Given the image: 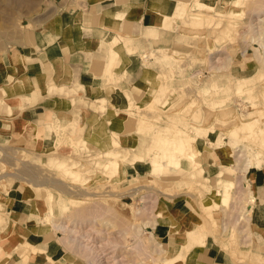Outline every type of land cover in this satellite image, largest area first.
Listing matches in <instances>:
<instances>
[{
	"label": "rangeland",
	"instance_id": "374dc122",
	"mask_svg": "<svg viewBox=\"0 0 264 264\" xmlns=\"http://www.w3.org/2000/svg\"><path fill=\"white\" fill-rule=\"evenodd\" d=\"M187 1L183 19L170 16L167 28L163 24L162 30L154 31L156 36L145 30L142 40L110 34L102 41L103 60L95 75L106 78L110 89L120 81L115 75L126 65L140 68L144 74L146 93L138 98L126 96V104H121L120 110L113 114L115 120L125 121L122 134L126 139H120L113 126L109 140H96L93 145L88 136H83V127L78 123L65 125L56 121L46 126L50 138L37 143V154L26 155L0 144V264L12 258H21L23 264H60L58 259L62 264H104L102 259L94 258L96 254L86 245L92 242L88 239L95 238L101 255L107 253L108 257L111 250H116L114 259L125 256L124 264H169L167 247L154 234L160 230L173 233L176 244L184 242L185 237L186 252L203 246L201 240L209 237L230 264H264V256L253 253L247 240L253 233L264 236V211L255 207L247 175L248 169L257 165V152L260 163L256 168L264 165V148L243 131L230 133L256 118L264 128V47L259 46V42H264V21H257L264 18V12L261 13L264 0H241L242 6L237 7L234 0H201L213 7L210 15L224 18L223 25L226 20L233 23L234 29L227 36L219 34L221 26L216 24L198 29L188 26V12L196 9L193 0ZM72 2L79 0H0V52L18 44L27 29L38 27ZM215 51L221 53L210 54ZM112 56H117L114 65H107ZM197 71L204 76L199 78L195 75ZM13 89L18 90L15 86ZM89 103L97 112L105 110L104 100ZM197 127L206 133L198 135L193 145L197 147L199 142L206 141L208 147H220L228 142L232 158L228 168L216 172L214 168L203 170V175H195L193 180L190 174L202 167L183 163L174 143L186 135H196ZM116 157L123 159L127 178L106 167ZM250 161L252 165L248 166ZM70 171L77 173L71 175ZM120 177L122 183H115ZM12 178L42 187L48 207L42 224L54 233V251L64 256L33 251L27 242L9 236L5 200L1 195L7 193L5 180ZM216 179L232 181L234 188L217 186ZM226 190L230 191V197L224 201ZM168 197L182 201L178 210L190 215L180 224L174 220L180 213L164 205ZM249 197L254 199L253 203ZM51 207L54 214L51 222L57 223L58 229L46 221ZM199 224L198 243L186 233L197 229ZM70 228L79 231L71 233ZM81 234L80 238L88 242L78 238ZM137 236L146 243L152 256L132 263L131 252L136 250ZM110 260L105 264L114 263Z\"/></svg>",
	"mask_w": 264,
	"mask_h": 264
},
{
	"label": "crops",
	"instance_id": "0c3cea01",
	"mask_svg": "<svg viewBox=\"0 0 264 264\" xmlns=\"http://www.w3.org/2000/svg\"><path fill=\"white\" fill-rule=\"evenodd\" d=\"M180 1L186 0H79L58 10L38 27L27 29L18 44L0 52V144L26 155L37 154V143L50 138L46 126L56 121L65 125L78 123L83 127V136H88L93 145L96 140H109L113 126L120 139H126L122 134L125 121L115 120L113 114L126 104V96L138 98L146 93L144 74L140 68L126 65L115 75L120 81L110 89L106 78L95 75L103 60L102 41L110 34L140 40L145 30L151 35L162 30L164 17L172 16ZM116 57L109 58L106 64H114ZM241 66L247 69L246 65ZM100 100L105 101V110L97 112L89 101ZM199 143L197 161L204 171L214 168L216 172L230 166L232 149L228 142L220 147H208L206 141ZM123 169L122 176L127 178V169ZM247 175L255 207L264 211V165L248 169ZM5 182L7 193L1 197L5 200L9 236L46 255L64 256L54 251V233L42 224L48 213L42 187H32L30 181L20 178ZM115 183H122L121 177ZM124 200L125 197L121 202ZM163 202L167 209L180 213L178 205L182 201L178 198L168 197ZM180 215L174 218L177 224L190 216L187 212ZM199 227L200 224L195 231L186 233L198 243ZM154 234L167 247L169 264H230L209 237L201 240L203 246L186 252L185 237L184 242L176 244L173 233L160 230ZM247 240L253 253L264 256V236L253 233ZM3 264L23 263L21 258H12Z\"/></svg>",
	"mask_w": 264,
	"mask_h": 264
},
{
	"label": "bare ground",
	"instance_id": "6f19581e",
	"mask_svg": "<svg viewBox=\"0 0 264 264\" xmlns=\"http://www.w3.org/2000/svg\"><path fill=\"white\" fill-rule=\"evenodd\" d=\"M194 2H193V7L196 9L195 11L193 10V11H191V12H188V13H190L189 15V20L187 21V24H188V26H190L191 28H201L203 25H205V24H207V25H213V24H216L217 26H221V32L219 31V34L221 33L222 34V36H227V35H229L231 32H232V30L234 29V25H233V23H231L229 20H226L227 21V23L226 24H224L223 25V21H225L224 20V18H221V19H216L215 18V16H213V15H210L209 14V12L210 11H213V7L211 6V5H208V3H206L205 1H201V0H193ZM240 1L241 0H234L233 2H234V7H237L239 4H240ZM188 3V1L186 0V1H180L179 3H177L176 4V6H175V8H174V11H173V16L174 17H176V18H180V19H183V17L186 15V6L188 5L187 4ZM187 4V5H186ZM244 4V3H243ZM213 5V4H212ZM241 5V4H240ZM242 6V5H241ZM222 7H224V6H222ZM226 7V6H225ZM261 7V6H260ZM258 8V7H257ZM262 12H264V10H262L261 11V13ZM235 13H238V12H235ZM165 19H164V26L166 27V26H168V22H169V20H171L170 19V17H167V16H165L164 17ZM172 18V17H171ZM220 18V17H219ZM262 18V17H261ZM256 19L257 21H264V18H262V19ZM173 19V18H172ZM218 20V21H216V20ZM171 24V23H170ZM186 25V24H185ZM215 25V26H216ZM187 26V25H186ZM216 26V28H219V27H217ZM249 27H247V28H249V31H250V29H252V24L250 23L249 25H248ZM211 27V26H210ZM167 28V27H166ZM170 28V27H169ZM212 28H214V26L212 27ZM215 30V29H214ZM215 32V31H214ZM217 32H218V29H217ZM155 34V32L153 31V34L152 35H154ZM261 45H259V46H261V47H264V42H259ZM259 43H257V44H259ZM256 45V44H255ZM255 50H258V49H255ZM215 53H221V51H215V52H210V54L211 55H214ZM117 58V57H116ZM262 58H264V56H262ZM17 59V58H16ZM116 61V60H115ZM115 63V62H114ZM114 65V64H113ZM110 67H112V65L110 66ZM243 79H246V78H243ZM19 86V85H18ZM221 103H222V101H221ZM259 119H253V120H251V121H247V122H244L240 127H238V128H235V129H233V130H231L230 131V133L231 134H233V135H235L238 131H243V133H246L247 134V138H250V139H255L256 141L255 142H257L260 146V148L262 149V148H264V128H261L260 127V125H259ZM195 131H197V134L195 135V134H193V136H191V135H186V137H183V138H179L178 139V141L176 140V139H174L175 137H173V139L174 140H176V143H174V144H176L175 146H176V148H177V150H175V151H178V153H180V158L182 159L183 158V160H182V162L184 163V162H187L186 164L189 166V167H192V166H197L199 163H198V161H197V158H198V156H199V151H198V149L196 148V146L195 145H193L194 144V142H195V140H196V138L197 137H199L200 135H201V133L202 132H204L205 131V133H206V130H203L202 128H199V127H197V130H195ZM195 133V132H194ZM205 133H203L202 135H204ZM167 134V133H166ZM195 135V136H194ZM199 135V136H198ZM171 138V137H170ZM169 140H172V139H169ZM203 152V151H202ZM187 155L186 157L187 158H185V156H183V155ZM259 154H260V152H257L256 153V161H255V164H259L260 163V161H259ZM165 154H161V156H164ZM128 156V155H127ZM126 156V157H127ZM242 156V155H241ZM240 158V157H239ZM120 159V160H119ZM119 159H117V157L115 158V160L114 161H110V163H109V165H107L106 167H109L110 169H111V171H112V173L114 172V173H117V171H120L121 172V174L124 176V174H125V172L123 171V166H122V162H123V159L122 158H119ZM125 159V158H124ZM181 162V161H180ZM182 164V163H181ZM185 164V165H186ZM248 164V166H250V165H252V162L250 161L249 163H247ZM254 164V163H253ZM61 165V167H64V164H60ZM257 165L255 166V167H257ZM245 166H247L246 164H245ZM260 166V165H259ZM159 167L160 166H158L157 167V169H159ZM180 167V166H179ZM155 168L156 167H153V170H155ZM246 168V167H245ZM71 175H73V174H76L77 172H73V171H70L69 172ZM203 169H200V170H198L197 171V173L196 172H193V173H191L190 174V177H191V179H193V178H195V175H198V176H202L203 175ZM113 175V174H112ZM111 175V176H112ZM204 179V181L206 182V181H208V179L207 178H203ZM194 180V179H193ZM215 184L217 185V186H219V185H224V186H227L229 189H231L232 190V188H234V183L232 182V181H225V180H222V179H216L215 180ZM228 189V190H229ZM228 190H226L225 192H224V194H223V196H222V198H223V200L224 201H227L228 200V198L230 197V191H228ZM42 192V191H41ZM41 192H40V194H41ZM217 194H218V192H217ZM52 199V197L51 196H49V201ZM249 202H251V203H253V198L252 197H249ZM51 202V201H50ZM216 207V206H215ZM212 209L211 207H208V208H206V209ZM49 211H50V214H49V219H48V217L46 218V221H52L51 219H54V214H53V209H52V207L51 208H49ZM97 211V210H96ZM96 211H93V212H91V214L94 216V213L96 212ZM142 210H140V212H141ZM209 211V210H208ZM100 212H102V211H100ZM88 213H90V212H88ZM98 213H99V211H98ZM97 213V214H98ZM91 214H89L90 216H91ZM78 216V215H77ZM86 217V216H85ZM84 217V218H85ZM49 222V223H50ZM51 223H53V224H51ZM50 224L52 225V227L54 228V229H58V227H60L57 223H54V222H51ZM50 225V226H51ZM79 225V224H78ZM66 226V225H65ZM64 226V227H65ZM75 228V227H74ZM74 228L73 229H71V233H76V231H79L78 229H75L74 230ZM92 228V227H91ZM69 229V230H70ZM65 230H66V228H65ZM74 230V231H73ZM99 232V231H98ZM130 232V231H129ZM81 233H83V232H81ZM77 234V233H76ZM66 235V234H65ZM82 235L83 234H81V236L80 235H77L78 236V238H80V237H82ZM84 237V236H83ZM90 237V236H89ZM74 238V237H73ZM77 238V239H78ZM75 239V238H74ZM74 239H68V240H70V241H74ZM85 239V238H84ZM101 239H103V238H101ZM80 240H82V241H87L88 242V240L89 241H92V242H90V244H88V243H86V245H89L88 246V248L89 249H91L93 252H94V254H96V256L94 255V258L96 257V258H98V259H102V261H103V263L105 264V263H108L109 262V259H111L112 258V260H110V262L111 261H114V263L113 264H124V262H125V259L123 258V257H125V256H123V257H121L120 259H114V257H113V252H116V250H111V253L109 254L110 256H108V257H105L106 256V254L107 253H105L104 255H101V254H103L102 252H99V250H97L98 249V247H100V245L98 246V244H97V241H96V238L95 239H88V240H83V239H81L80 238ZM66 241V240H65ZM64 241V242H65ZM62 242H63V240H62ZM68 242V241H67ZM66 242V243H67ZM27 244V243H26ZM68 244H69V242H68ZM82 244V243H81ZM85 245V244H84ZM85 245V246H86ZM25 246V245H24ZM27 246V245H26ZM29 246V245H28ZM76 246V245H75ZM79 246V245H78ZM32 249H33V251H35V249H34V247H32ZM135 251H133L132 250V252H131V255L133 254V258H132V260H130L132 263L133 262H137V261H143V260H146L147 258H151V253H150V251H149V248H148V246L146 245V243H144L142 240H140L139 239V237L137 236L136 237V243H135ZM27 250V249H26ZM26 250H25V252H26ZM28 253V252H27ZM87 253V252H86ZM101 253V254H100ZM88 254V253H87ZM89 255V254H88ZM26 256V255H25ZM93 257V256H92ZM258 258H260V257H258L257 256V259ZM259 260V259H258ZM257 260V261H258ZM59 261V260H58ZM96 261V260H95ZM99 261V260H98ZM98 261H96V262H98ZM101 261V262H102ZM67 262V261H66ZM119 262V263H118ZM70 263V262H69ZM88 263H89V261H88ZM156 263V262H155ZM54 264V263H53ZM102 264V263H101Z\"/></svg>",
	"mask_w": 264,
	"mask_h": 264
},
{
	"label": "built area",
	"instance_id": "2783aa9c",
	"mask_svg": "<svg viewBox=\"0 0 264 264\" xmlns=\"http://www.w3.org/2000/svg\"><path fill=\"white\" fill-rule=\"evenodd\" d=\"M213 61L216 63L217 59L214 60V58H213L212 62ZM195 75H199V78H202L204 76V73H201V72L197 71Z\"/></svg>",
	"mask_w": 264,
	"mask_h": 264
}]
</instances>
